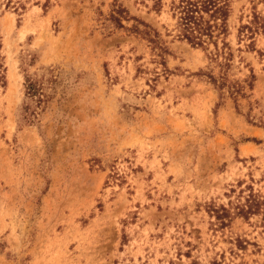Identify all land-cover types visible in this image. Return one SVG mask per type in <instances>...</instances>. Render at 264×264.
Returning <instances> with one entry per match:
<instances>
[{
    "label": "rangeland",
    "instance_id": "1",
    "mask_svg": "<svg viewBox=\"0 0 264 264\" xmlns=\"http://www.w3.org/2000/svg\"><path fill=\"white\" fill-rule=\"evenodd\" d=\"M170 2L0 0V264H264V0H234L223 69Z\"/></svg>",
    "mask_w": 264,
    "mask_h": 264
},
{
    "label": "trees",
    "instance_id": "2",
    "mask_svg": "<svg viewBox=\"0 0 264 264\" xmlns=\"http://www.w3.org/2000/svg\"><path fill=\"white\" fill-rule=\"evenodd\" d=\"M233 2L234 0H171L170 2V11L172 18L175 20L177 31L176 37L194 48L210 50V47L213 46V49L210 50L211 60L222 69L229 67L232 60L226 38L229 35L228 26ZM154 7L156 10L161 11L163 7L162 0H154ZM116 13H121L120 8L116 10ZM138 23L144 28L141 29L139 25H135L131 29L132 32L149 43L155 56L159 58L160 65L165 67V57L169 55L167 46L161 42L158 32L150 25L142 22ZM240 29V33L246 31L249 35L248 38L254 40L256 33L264 32V22L257 14H253L252 21L241 26ZM253 44L254 42H251L250 46H253ZM251 78L252 82L255 80V75L253 74ZM212 79L216 81L215 78L212 77ZM223 79L224 77L222 81ZM224 85V83H221L220 86ZM251 85L252 83H250ZM28 91L32 95L36 93L37 88L33 82L29 81ZM236 209V216L245 218L248 221L250 216L256 215L262 210V203L255 195L250 194L246 203L238 205ZM211 211L222 226L226 225V219L231 218V212L224 207H214Z\"/></svg>",
    "mask_w": 264,
    "mask_h": 264
}]
</instances>
